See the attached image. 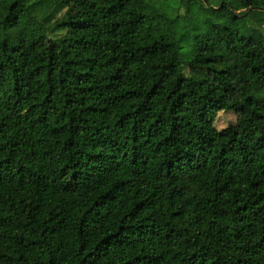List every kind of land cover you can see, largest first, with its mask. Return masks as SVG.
<instances>
[{"label":"trees","instance_id":"1","mask_svg":"<svg viewBox=\"0 0 264 264\" xmlns=\"http://www.w3.org/2000/svg\"><path fill=\"white\" fill-rule=\"evenodd\" d=\"M204 7L0 0V264H264V0Z\"/></svg>","mask_w":264,"mask_h":264},{"label":"rangeland","instance_id":"2","mask_svg":"<svg viewBox=\"0 0 264 264\" xmlns=\"http://www.w3.org/2000/svg\"><path fill=\"white\" fill-rule=\"evenodd\" d=\"M154 7L161 13H165L166 16L175 17L179 16L180 19L178 24H181L182 28L185 29V36L182 42L183 50L187 46L184 43H190L194 41L197 36L207 32V26L204 21L207 18H212L215 16V11L204 7V6H214L218 4L219 0H152ZM190 1V12L187 13L186 2ZM261 16V15H260ZM238 25L244 27L247 30H252L254 28H259V10L253 11L248 17H242L239 19ZM180 27V26H179ZM177 28V27H176ZM219 29V28H216ZM180 30V29H179ZM39 49H46L48 45V40L45 38L40 39L36 43ZM187 49V48H186ZM204 75L211 76L208 71L200 72ZM236 115L232 112H219L215 126L218 129L223 128L228 123L235 121Z\"/></svg>","mask_w":264,"mask_h":264}]
</instances>
